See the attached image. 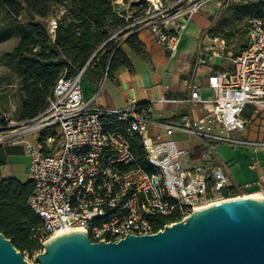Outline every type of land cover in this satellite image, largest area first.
Masks as SVG:
<instances>
[{
	"label": "built area",
	"instance_id": "built-area-1",
	"mask_svg": "<svg viewBox=\"0 0 264 264\" xmlns=\"http://www.w3.org/2000/svg\"><path fill=\"white\" fill-rule=\"evenodd\" d=\"M112 2L123 5L122 0ZM128 4H139L145 11L121 31L136 25L147 28L173 56L191 18L207 5L221 7L222 0H128ZM61 13L53 11L47 20L51 36L65 11ZM124 19L128 21L127 15ZM224 45L223 39L214 38L198 50L196 66L205 70L206 85L214 95L204 100L201 86L190 84L184 102L191 113L201 112L191 123L155 118L143 102L123 108L92 106L82 99L83 69L73 77L63 73L58 78L44 109L20 122L15 132L19 139L15 143L23 145L29 158L33 189L27 205L42 221V247L55 234L69 231L86 233L92 242L154 234L194 211L244 195L245 186L236 185L214 162L210 148L200 161L183 162L184 152L169 146L175 134H183L264 148V142L235 136L247 128L242 117L247 105L264 109V16L248 21L246 42L230 58L231 68L216 72L214 60L227 56ZM134 146L140 147L141 155L135 154ZM257 183L264 193V175Z\"/></svg>",
	"mask_w": 264,
	"mask_h": 264
},
{
	"label": "trees",
	"instance_id": "trees-1",
	"mask_svg": "<svg viewBox=\"0 0 264 264\" xmlns=\"http://www.w3.org/2000/svg\"><path fill=\"white\" fill-rule=\"evenodd\" d=\"M53 5L64 9L66 22L61 20L51 36L47 20ZM24 11L37 20L19 22ZM125 16L124 10L112 0H0V41L7 31L18 38L15 47L5 52L2 59L19 79V121L31 120L44 109L63 73L69 78L82 69V76L96 69L101 76H111L120 67H130L121 50L122 43H115L110 34L111 30L118 32L128 24L130 20L126 21ZM215 25L213 21L201 37L212 35ZM124 43L136 53L142 52L135 33L127 36ZM133 148L135 154L141 155L139 146ZM32 189L30 181L0 180V233L20 251L42 248L39 241L42 221L27 205Z\"/></svg>",
	"mask_w": 264,
	"mask_h": 264
},
{
	"label": "crops",
	"instance_id": "crops-1",
	"mask_svg": "<svg viewBox=\"0 0 264 264\" xmlns=\"http://www.w3.org/2000/svg\"><path fill=\"white\" fill-rule=\"evenodd\" d=\"M209 7L214 8L211 5L203 7L186 24L173 56L156 42L149 29L136 32L142 52L136 53L124 42L125 48L121 47L130 67H120L111 76H101L98 70L90 69L81 77L82 99L91 102L92 106L104 108H123L130 102H143L150 106L155 118L191 123L201 112L191 113L189 104L184 102L190 96V84L194 82L201 86L200 94L204 100L214 95L206 85L205 70L196 66L200 46L211 42L208 35L201 37L214 20V11H210ZM57 9L64 11L62 7L53 5L49 17ZM220 63V60L214 61V71H223ZM162 99L177 102L165 103ZM242 117L247 121V128L235 136L248 142H264V109L247 105ZM171 140L170 150L183 151V162L189 159L200 161L203 151L210 148L214 162L223 166L236 185L245 186L249 194L259 191L257 182L264 175V148L230 146L183 134H175ZM28 159L23 145L0 146V180L15 178L21 183L28 182Z\"/></svg>",
	"mask_w": 264,
	"mask_h": 264
},
{
	"label": "water",
	"instance_id": "water-1",
	"mask_svg": "<svg viewBox=\"0 0 264 264\" xmlns=\"http://www.w3.org/2000/svg\"><path fill=\"white\" fill-rule=\"evenodd\" d=\"M36 263L264 264V198L226 200L154 234H126L118 242L64 234L43 245ZM0 264H30L1 233Z\"/></svg>",
	"mask_w": 264,
	"mask_h": 264
},
{
	"label": "rangeland",
	"instance_id": "rangeland-1",
	"mask_svg": "<svg viewBox=\"0 0 264 264\" xmlns=\"http://www.w3.org/2000/svg\"><path fill=\"white\" fill-rule=\"evenodd\" d=\"M122 1L123 5H120L119 8L124 10L125 15H127V20H130L128 24H132L145 10L143 7L139 6V4L129 5L128 0ZM171 1L173 0H164V2ZM224 4L225 5L217 9L209 7L210 11H214L213 21L216 22V25L212 35L208 37L211 39L221 38L225 41L224 51L227 56L225 59L221 60L220 63V69L225 71L231 68L230 58L237 54L246 42L248 21L254 16L264 15V0H224ZM56 12L57 14H62L61 9H57ZM64 18L65 16L63 13L61 17L62 22H66ZM18 20L21 23H27L37 19L32 18L24 11ZM141 29L145 28H138L136 25L129 27L127 33L121 36H118V33L122 32V29L118 32L111 30L110 34L115 43H122L121 47L125 48L123 42L127 38V35L136 33ZM17 40L18 38L12 32L7 31L5 37L0 41V119H2L3 122L0 124V146L10 144L22 145L21 143H15V141L19 140L15 132L18 130V124L22 122L19 121L17 117L18 105L21 98L19 79L2 59L5 52L15 47ZM214 61L216 62L218 59ZM255 193H257V191L251 192L250 194ZM242 194L249 195V192L245 191ZM17 251L21 253L23 258L30 264H37L36 256L43 251V247L40 249L33 248Z\"/></svg>",
	"mask_w": 264,
	"mask_h": 264
},
{
	"label": "bare ground",
	"instance_id": "bare-ground-1",
	"mask_svg": "<svg viewBox=\"0 0 264 264\" xmlns=\"http://www.w3.org/2000/svg\"><path fill=\"white\" fill-rule=\"evenodd\" d=\"M147 1H154V0H147ZM262 195V196H261ZM246 197H250V198H264V193H260V192H257V193H255V194H249V195H243V196H240V197H238V198H246ZM73 232H77V231H69V232H67V233H57V234H55L54 236H52L51 237V239H53V238H56V237H59V236H61V235H63V234H68V233H73Z\"/></svg>",
	"mask_w": 264,
	"mask_h": 264
}]
</instances>
